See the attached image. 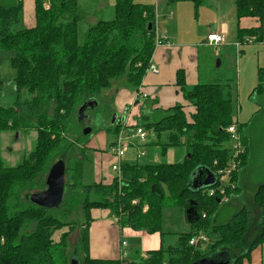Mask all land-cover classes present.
I'll return each instance as SVG.
<instances>
[{
    "label": "trees",
    "instance_id": "1",
    "mask_svg": "<svg viewBox=\"0 0 264 264\" xmlns=\"http://www.w3.org/2000/svg\"><path fill=\"white\" fill-rule=\"evenodd\" d=\"M47 1L49 9L44 7ZM77 1L35 0L36 25L26 28L23 2L0 0V50L15 54L11 67L16 72L17 91L12 106L0 104V264H71L72 257H77L81 264H122L121 260L91 258L93 210L109 211L121 231L129 228L149 235L160 234L159 249L148 251L144 257H134L128 264H194L211 258L216 261L230 258L231 264H244L253 250L264 243V183L250 197L252 203L245 206L239 179L249 161L247 131L256 120L254 116L248 124H241L235 119V78L189 87L185 72L179 70L176 86L185 103L154 110L155 102L146 103L135 127L129 129L140 128L147 135L152 132L157 141L150 145L158 147L163 158L170 150L185 148L184 160L123 163L121 178L107 176L103 178L105 181L85 184V155L93 150L83 139L79 142L83 146L79 150L81 159L75 156L77 148L68 137L75 109L86 101L99 100L104 91L112 89L114 81L125 79L124 89L141 87L156 50L157 14L154 7L134 0H118L116 19L90 26L86 42L81 45L78 27L83 17L77 11ZM173 1L192 2L196 10L204 5L203 0ZM234 4L238 24L245 19L258 23L249 29L238 26V41L244 43L254 37V43H262L264 0H234ZM163 42L166 44L168 40ZM258 80L254 94L264 93L263 68L258 70ZM2 87L0 78V90ZM24 93L27 99H23ZM148 109H152L150 113ZM234 123L242 136L245 153L236 159L240 170L233 174L232 181L237 187L233 190L227 187L226 191L229 201L236 199L232 203L238 209L227 222L218 225L214 220L224 214L219 213L224 203L205 193L208 188L195 190L191 181L198 169L206 175L229 167L231 138L227 129ZM122 129L123 126L113 125L109 130L117 138ZM21 131H36V146L21 164L5 166L1 135ZM114 146L115 141L111 149ZM57 157L65 161L69 176L61 205L45 210L32 204L27 198L29 194L23 197V202H29L28 207L15 210L11 202L21 207L23 191L36 186L46 189L42 177L49 173ZM196 181L198 185L204 183L203 178ZM167 204L182 209L190 225L189 232L176 234L173 246L165 245L167 233L162 230L163 209ZM78 210H82V219L77 226L61 219ZM60 211L61 217L54 214ZM77 227L79 247L70 255L68 238ZM65 228L68 231L60 235L58 242L54 241L55 234ZM200 233L208 241L192 245L191 240Z\"/></svg>",
    "mask_w": 264,
    "mask_h": 264
},
{
    "label": "rangeland",
    "instance_id": "2",
    "mask_svg": "<svg viewBox=\"0 0 264 264\" xmlns=\"http://www.w3.org/2000/svg\"><path fill=\"white\" fill-rule=\"evenodd\" d=\"M118 0H78L77 11L83 17V20L79 23L78 27V41L79 44L83 45L86 42V34L88 28L97 24L98 22H112L116 19V5ZM136 3H140L145 6H151L156 9L158 19V29L162 34H169L174 36L177 42H202L203 38L210 32V27L215 26L217 22L225 21L230 22L232 29L237 31L240 24L237 23L235 18V4L234 0H203L204 5L198 10L192 2H177L173 0H134ZM172 14V18L170 17ZM220 19V20H219ZM214 30V28H211ZM235 34H231L228 38V42L234 39L232 42L234 45L238 43ZM209 36V35H208ZM200 46V45H199ZM223 46V45H222ZM246 46V45H245ZM244 46V47H245ZM248 46V45H247ZM246 46V47H247ZM253 46L252 49L247 48L246 54L250 57H246V67H250L252 63H255V83L254 87L258 86V70L263 68V65L257 63V57L260 55L264 56V45L249 44ZM233 47V46H232ZM243 47V48H244ZM236 49V48H235ZM237 51V50H236ZM200 75L201 82L204 83L207 78L208 82L213 81H227L229 78L234 79V93L237 95V106L235 108V116L241 124H248L255 116L256 122L254 127L248 128L247 133L250 135V155L246 169L241 174L243 180V186L240 191L244 192L242 197V203L245 206H249L252 203L251 196H254L258 187L264 183V128L261 129V124H264V110L257 114L261 109H264V93H245L242 91V97L239 92V56L231 50L228 52H220L215 49H200ZM14 52L8 50H0V78L3 83L2 90H0V104L8 107L12 106L17 94L15 77L16 72L11 67V59L14 57ZM244 57V56H242ZM220 63V66L218 64ZM244 61H242V70L244 67ZM259 69L257 68V65ZM260 66H262L260 68ZM228 78V79H225ZM125 79L114 81L112 89L104 91L103 95L97 100L98 105L91 110H88L83 119L82 123L78 122L77 113L82 105L77 106L73 119H71V125L69 130V139L74 142V146L77 148L75 156L81 159L82 145L79 144L83 139L86 142L88 148L91 151L86 152V161L84 163L83 171V182L85 184L92 182H102L105 179L96 178L95 174L97 171L101 172L104 176L110 178L117 177V173L112 171V164L114 157L110 151L111 145L116 138V135L112 130L113 127L112 118L116 114L117 117L122 116V112L118 107L117 97L118 92L124 89L122 85ZM128 86V85H124ZM134 90V89H133ZM240 95V96H239ZM240 98V100H238ZM23 99H27L26 93L23 94ZM152 109H148L150 113ZM154 110V109H153ZM257 114V115H256ZM234 119V120H235ZM254 128H258L255 130ZM92 129L89 135H85L84 131ZM133 134H135L133 132ZM254 134V135H252ZM126 140L129 144L135 146L130 147L125 157L122 160L123 163H136L149 164L152 162V158L155 156V152L152 150L150 143L156 142L157 139L151 132L147 135V141H142L134 136L129 137L126 135ZM83 137V138H82ZM252 137V139H251ZM37 139L36 131H21L19 134L14 132H7L1 135V154L5 166L14 167L21 164L25 157H27L35 148ZM147 144H149L147 146ZM177 153L175 162L184 160L187 156L185 148L178 147L170 150ZM144 155L138 159V155ZM159 161L156 163H169L168 153L163 158L161 153L157 152ZM60 155V153H59ZM179 155L181 157H179ZM58 157L52 162L51 167L58 161ZM50 167V168H51ZM48 175V174H47ZM47 175L42 177L46 180ZM69 177V176H68ZM66 176V182L69 178ZM45 189H40L39 186L30 190H25L21 193L22 206L17 207L11 202L12 207L15 210L20 208L28 207L29 202L24 200L25 195L42 192ZM226 202L225 204H227ZM240 202V204H242ZM233 203L228 204L224 207V214L215 219V224H224L228 219L237 211ZM61 217L62 212L54 213ZM82 210L74 211L67 218L62 217L61 219L67 222L75 223L77 226L81 222ZM165 236V245L173 246L175 240H177V233H187L190 231V226L187 223L185 212L177 206L167 204L163 209V228ZM68 231L67 228L57 232L54 236V241L58 242L60 235L63 232ZM80 242V229L77 227L74 232L69 236L67 249L70 255H72L79 247ZM131 242V241H130ZM135 245L133 241L131 246ZM139 249V247L137 248ZM127 259V258H126ZM61 263V261H60ZM62 264V263H61Z\"/></svg>",
    "mask_w": 264,
    "mask_h": 264
},
{
    "label": "crops",
    "instance_id": "3",
    "mask_svg": "<svg viewBox=\"0 0 264 264\" xmlns=\"http://www.w3.org/2000/svg\"><path fill=\"white\" fill-rule=\"evenodd\" d=\"M21 1L24 5V25L26 28H33L36 25L35 0ZM257 26L258 23L251 19H245L240 22L241 28L249 29ZM211 28H214V30H211ZM209 29L210 32L203 38L202 42L190 41L179 43L177 42L178 40L174 39V36L170 37L167 33L166 38L168 40V43L156 48L152 59V64L159 69V73L153 74L151 72H147L146 76L143 79L141 87L137 90H119L117 103L120 111L122 112L121 117H124V112L128 110V112H126L127 117L125 118L124 122L127 135H133L135 128L132 130L129 128L133 126L135 127L137 123L136 119L140 116L141 108L146 103L155 102L153 109H168L175 106L176 104L185 103L181 91L176 86L177 72L179 70H183L185 72L186 85L189 87H193L201 83L202 77L200 75V49L203 48L205 50H210V48H212L217 52L220 51L221 53L232 50L235 55H237V51L235 49L236 47L232 42L234 39H231V42H228V38L231 36L232 32L233 34H235L236 31L232 29L230 22L228 23L221 20L220 22H217L215 26H211ZM220 34L224 35L223 42L219 46H210L207 42L208 35ZM254 44L264 45V41L262 43ZM244 46H241L239 54L237 55L240 59L238 84L241 97L242 91H245V93H250L251 91H253L254 93L257 87H254L256 74L255 63H252L250 67H246V63L248 61L246 60V57H250V55L246 54L245 49H252L253 46H249V44L248 46L246 45L247 47ZM242 61H244L243 70ZM257 63L263 65L264 67L263 55H259L257 57ZM261 67L262 66H260V68ZM257 68L259 69L258 65ZM204 81H206L204 83H207L209 80L205 78ZM137 94L139 95V98H137ZM238 100H240V98H238ZM133 146L135 145L131 144V147ZM152 150L153 152H155V156L154 158H152V162H158V147H152ZM177 155V153L169 151L168 162H175ZM179 157L181 156L179 155ZM95 177L105 178L107 176H104L101 172L97 171ZM241 184L243 185L244 183L242 178L240 177V187L242 186ZM235 201L236 199H232L227 204H231L232 202L235 203ZM225 206L226 204L222 206L219 213L224 212L223 208ZM91 216L93 222L90 229V256L92 259L117 261L121 259V255L124 253L126 254V260L132 261L134 257H144L148 253V251H153L161 247L160 234L149 235L145 232H136L129 228L121 231L116 223V220L111 217L109 211L93 210L91 212ZM123 241H126V247L121 246V242ZM133 241L135 242V245L132 248L130 246ZM138 247L139 249H137ZM137 252L138 254H136ZM244 264H264V243L253 250L250 259L246 260Z\"/></svg>",
    "mask_w": 264,
    "mask_h": 264
},
{
    "label": "built area",
    "instance_id": "4",
    "mask_svg": "<svg viewBox=\"0 0 264 264\" xmlns=\"http://www.w3.org/2000/svg\"><path fill=\"white\" fill-rule=\"evenodd\" d=\"M44 7L46 9H49L50 3L48 1L45 2ZM170 17L172 18V14H170ZM155 35H156V37H155L156 48L165 45L163 41H165L167 39L166 34H162L159 31L157 17H156V21H155ZM223 40H224V35H222V34H220V35H209L207 37V42L210 46H219L223 42ZM255 41H256V39L254 37L251 39L245 40L244 43H240L238 41V43L235 45L236 50H237V54H239L241 46L252 44ZM148 72H151L153 74H158L159 69L155 65L151 64L150 68L148 69ZM137 98H139L138 94H137ZM126 112H128V110L124 112V115H123L124 118L127 117ZM122 126H123V130L120 132L118 137L115 139V145L116 146H114L110 150L113 154L114 159H115L114 162L112 163V171L117 173L118 178H121V175H122V160L125 157L126 153L128 152L129 148L131 147V144H129L127 142L126 136L124 135V134L127 135L125 124H123ZM227 132L231 138L230 154H231L232 160L230 161L229 167L226 170H220L216 173L218 175L217 185L212 187V188H208L205 192L210 197H214L215 199H220V204H223V203L225 204L226 202L229 201V196L227 195V191H226L227 187H229L232 190L237 187L236 183L234 181H232L233 174L240 170V168L238 167L239 163L236 162V159L245 153V148L243 145L242 136L237 130L236 123H234V125L229 127L227 129ZM134 133L135 134L130 135L129 137L136 136L142 141V143H145V141H147V133L144 132L143 129L137 128V129H135ZM143 155H144V153L138 155V158H141ZM207 241L208 240H207L206 236L204 234L200 233L197 237L193 238L190 243L192 245H196L198 242H207ZM121 246L126 247L127 246L126 241L121 242ZM120 260L122 261V264H128L129 263V260H126V254H124V253L121 255Z\"/></svg>",
    "mask_w": 264,
    "mask_h": 264
},
{
    "label": "water",
    "instance_id": "5",
    "mask_svg": "<svg viewBox=\"0 0 264 264\" xmlns=\"http://www.w3.org/2000/svg\"><path fill=\"white\" fill-rule=\"evenodd\" d=\"M152 29V25L149 26V30ZM220 63L218 64V66ZM98 105L97 100L92 99L86 101L78 111V122L82 123L83 119L86 118L85 113L88 110L93 109ZM112 125L122 126L125 122L124 117L118 118L115 114L112 118ZM92 132V129H87L84 131L85 135H89ZM203 178L204 183L202 185H198L196 179ZM46 189L42 192H37L30 194L27 198L29 201L37 207L43 208L45 210H54L57 209L65 195L66 188V163L63 159L58 160L50 169L47 178H46ZM218 183V175L216 173L208 172L204 175L200 169L197 170L193 175V179L191 181V187L195 190L201 188H212L216 186ZM217 202L220 203V199H217ZM71 264H81L77 257L71 258ZM194 264H231V259L229 258L227 261H216L214 259H204L200 262H196Z\"/></svg>",
    "mask_w": 264,
    "mask_h": 264
}]
</instances>
